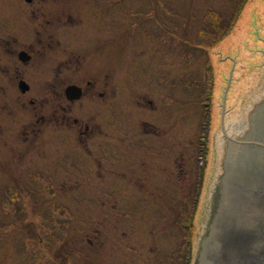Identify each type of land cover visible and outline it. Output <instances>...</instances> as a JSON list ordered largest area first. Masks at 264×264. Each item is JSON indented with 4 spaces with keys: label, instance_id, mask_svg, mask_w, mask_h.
Listing matches in <instances>:
<instances>
[{
    "label": "rangeland",
    "instance_id": "obj_1",
    "mask_svg": "<svg viewBox=\"0 0 264 264\" xmlns=\"http://www.w3.org/2000/svg\"><path fill=\"white\" fill-rule=\"evenodd\" d=\"M7 44L15 55L4 52ZM30 46L38 56L24 64L18 52ZM72 53L84 66L111 62L113 124L124 135L113 129L112 150L99 162L66 132L65 146L57 143V126H48L53 142L43 148L45 135L30 148L25 141L26 100L15 67L38 71L32 79L24 72V79L49 89L60 59ZM0 63V111L9 132H0V264H174L173 253L191 238L196 264L225 136L264 71V0H0ZM143 119L166 129L154 136ZM155 140L168 155L172 143L208 145L204 157L201 147L192 151L204 171L196 205L185 206L191 192L179 177L172 199L161 191L162 172L145 184L137 178L139 145ZM74 153L77 164L64 158ZM184 206L195 211L192 235L181 223H190L189 212L175 218Z\"/></svg>",
    "mask_w": 264,
    "mask_h": 264
},
{
    "label": "flooded vegetation",
    "instance_id": "obj_2",
    "mask_svg": "<svg viewBox=\"0 0 264 264\" xmlns=\"http://www.w3.org/2000/svg\"><path fill=\"white\" fill-rule=\"evenodd\" d=\"M105 42L106 44L104 45H107L108 41ZM49 46L51 47V45ZM45 47H47V45H42L40 47L37 46L40 53V48ZM30 48L31 50L27 48L21 49L18 52L17 58L24 64L33 63V61L38 56L36 54L38 52L36 48L34 46H30ZM3 50L5 53L13 55H15L17 52L15 47L11 44L4 45ZM22 52L25 53L23 56L27 58L26 61L22 60L21 58L22 55L20 54ZM93 63L95 64L92 66H84V62L81 61V55L72 53V56L68 60H66L65 56L63 55L57 66L58 71L56 82L51 84L49 89L45 87L39 88L35 85L32 86L30 82L25 80L26 78L24 72H27L28 77L32 79L34 78V75L39 74L38 71L33 72L30 68L21 70L20 67H15V78L18 82V88L21 90L22 95L26 100L25 106L27 108V120L25 123L26 126L24 134L25 141H29V148L39 141L38 138H43L44 135L46 136V139L44 137V140L39 141L41 143V148H43L45 143L47 144L49 142H53L49 140L47 129L48 126H57L59 128V140L57 141V143L65 146L62 136L64 135V132H66L69 136L71 135L76 140L77 149L81 148L82 152L85 150V157L87 155V150L90 153L88 159L99 162L107 156V153L109 151L112 150L110 148L111 145L109 144V141L112 139L113 129L115 128V132L117 131L119 135H124L123 130L119 129L113 124V115L111 108L113 99L111 62L103 61L102 63ZM5 68L6 69L2 71H6L8 74V66H6ZM22 81H24L25 84L28 85V88L25 91H22ZM1 86L2 85L0 84V87ZM2 96L3 95L0 94V99ZM145 102H147L150 106L157 107L156 102L152 99L146 98ZM152 110H155V108H152ZM157 113L158 110H155L153 114L155 116V120L159 121V118L161 117H159ZM164 113L165 112H163V114ZM170 115L175 119V124L173 126L176 127V111L174 110V113ZM257 116H260L261 120L259 129L255 134H252L251 136H256L259 139L260 137L264 136V107L261 109V111L259 110ZM2 118L4 119L6 117H2L0 111V132L2 133L0 134H9V132L5 129V127H7V123L3 124ZM7 119L9 120L10 125L14 121L16 122L14 118ZM166 120L162 123L166 122ZM142 124L145 131L153 134L154 136H157L158 134L160 135V129L163 128L155 121L147 119H143ZM10 125H8V127ZM63 127H67L68 130L63 131ZM245 137L246 135L242 138ZM9 141L10 140L7 139L4 140L5 143H8ZM172 145H175V147L173 146L171 148H175L176 150H172L171 154L173 155L171 157V154H165L164 151L163 153H161L159 149V140H155L153 146H151L149 143H140L139 151L144 158H142V161L139 164L140 169L138 171L139 173L137 174V178L145 184L148 181H152V179H154L157 174H160V172H162L164 174V177L160 179L162 183L161 191L165 195H168L170 199H172L176 193L173 187V180L179 177L181 180L183 179L186 182V189L188 191L192 192L195 190L196 198L201 197L202 194L199 195V191L203 190L204 187V171L202 169V166L200 167V164H198L197 161L195 162V159H193L192 157H194V148H202V145H197V143L195 141L192 142V140H189L188 142L186 141L184 145L181 143V141L179 144L177 143V145L173 143ZM228 146L229 145H227V147ZM91 147L96 148L95 150H97L98 148H103L104 151L95 153L93 155ZM164 149L168 150V147H163V150ZM235 149L236 155L232 158V161L234 162L239 161L242 158L243 154L246 153L245 147L237 146L235 147ZM13 157L14 155L12 156V158ZM64 158L72 159L76 164L77 160H80L77 159L79 158L78 153L66 155L64 156ZM225 159L226 158H224L222 163L224 171L223 174L220 175V184L216 187L212 199L213 206L211 211V219L209 220L206 234H208V228L215 213L219 209L220 202L223 199L224 187L221 182L230 165V161L226 162ZM65 174L68 175V173ZM31 175L35 176L31 172L27 173V176L30 178H32ZM163 179L168 183L166 184L165 182H162ZM202 179L203 181H201ZM151 191H153V189Z\"/></svg>",
    "mask_w": 264,
    "mask_h": 264
},
{
    "label": "water",
    "instance_id": "obj_3",
    "mask_svg": "<svg viewBox=\"0 0 264 264\" xmlns=\"http://www.w3.org/2000/svg\"><path fill=\"white\" fill-rule=\"evenodd\" d=\"M24 54L20 55L26 61ZM21 85L22 91L27 90L24 81ZM263 98L264 71L232 136H225L229 146L224 158L230 165L221 182L223 199L202 240L196 264H264V136H251L259 129L261 120L257 114L264 107ZM225 100L224 97L223 108ZM237 146L245 147L246 153L234 162ZM223 171L221 165L218 185Z\"/></svg>",
    "mask_w": 264,
    "mask_h": 264
},
{
    "label": "trees",
    "instance_id": "obj_4",
    "mask_svg": "<svg viewBox=\"0 0 264 264\" xmlns=\"http://www.w3.org/2000/svg\"><path fill=\"white\" fill-rule=\"evenodd\" d=\"M208 110V109H207ZM209 111V110H208ZM206 129L208 131V125L206 126ZM205 137L201 138V139H204ZM199 143H201L202 145V148H200L201 152H203V157L204 155H206V151H207V147L208 145L206 144L205 141H200L199 140ZM202 181V180H201ZM187 198V201H186V204L185 206H188V203H192V206L193 205H196L197 204V200L198 198H196V192L195 190L191 192V196L188 195ZM182 207L179 212H177L176 210V221L179 220H184V214L187 213V211L189 212L190 214V217L188 219H190V223L189 224H186L185 222H181L182 223V227L185 228V230H187L189 232L190 235H192V224H194V221L191 222V219L193 218V215H194V210H189L187 209L186 207ZM179 223V222H178ZM179 250L180 252H177L175 251L173 253V263L174 264H193V246H192V238L189 239L187 241V244H181L180 247H179ZM61 255V254H60ZM63 257V256H62Z\"/></svg>",
    "mask_w": 264,
    "mask_h": 264
}]
</instances>
